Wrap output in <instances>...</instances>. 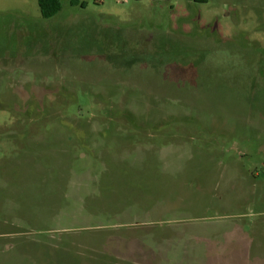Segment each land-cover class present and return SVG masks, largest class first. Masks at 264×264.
Wrapping results in <instances>:
<instances>
[{"label":"rangeland","instance_id":"1","mask_svg":"<svg viewBox=\"0 0 264 264\" xmlns=\"http://www.w3.org/2000/svg\"><path fill=\"white\" fill-rule=\"evenodd\" d=\"M78 1L0 0V264H264V0Z\"/></svg>","mask_w":264,"mask_h":264},{"label":"trees","instance_id":"2","mask_svg":"<svg viewBox=\"0 0 264 264\" xmlns=\"http://www.w3.org/2000/svg\"><path fill=\"white\" fill-rule=\"evenodd\" d=\"M38 1H39L41 14L46 19L54 17L63 8L62 0H38ZM203 1H208V0H203ZM72 3L77 4L79 3V1L72 0ZM83 5H85V3H83Z\"/></svg>","mask_w":264,"mask_h":264}]
</instances>
